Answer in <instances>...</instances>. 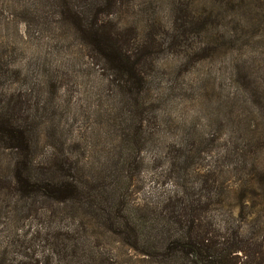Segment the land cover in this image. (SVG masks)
I'll list each match as a JSON object with an SVG mask.
<instances>
[{
    "label": "trees",
    "instance_id": "1",
    "mask_svg": "<svg viewBox=\"0 0 264 264\" xmlns=\"http://www.w3.org/2000/svg\"><path fill=\"white\" fill-rule=\"evenodd\" d=\"M158 10L157 0H0V30L52 18L49 49L79 57L68 80L48 65L33 76L0 38V264H264V0ZM41 78L50 96L68 88L64 124L79 80L101 83L87 91L91 114L116 144L83 148L54 127L42 146L56 113L36 96ZM179 101L213 125L156 130ZM162 147L152 197L134 199L144 151Z\"/></svg>",
    "mask_w": 264,
    "mask_h": 264
},
{
    "label": "rangeland",
    "instance_id": "2",
    "mask_svg": "<svg viewBox=\"0 0 264 264\" xmlns=\"http://www.w3.org/2000/svg\"><path fill=\"white\" fill-rule=\"evenodd\" d=\"M170 2L171 0H157L159 9L158 13L162 19L167 16L165 10L169 6ZM140 9L141 5L134 10L135 12H137ZM31 10H33V8H31ZM141 18H143L141 14L135 16H121V19L132 21L138 19L141 20ZM41 21L42 22H40L39 24L32 21V23H34L32 24V26L21 24L20 26L18 25L17 28L14 26L3 28L0 30V38H3L5 42L9 43V45H12L11 48H17V52L15 54V63H18V66L22 65L21 67L25 68V70L27 68L30 69L34 73L33 74L31 72L33 76H37L41 73L40 71L38 73L35 69L42 68L45 65H48L50 67V70L52 71L49 72L50 75L60 76L59 78L68 80L70 79V75H75L73 72L72 64L77 63L79 57L77 54H75V50H73L72 52H68L67 54H70L66 58L65 56L62 57L61 55H59V53H56V51L50 50L49 48H52L53 44L57 41H53V36L57 32L53 30L52 24H46L44 26L42 25V23L45 21H52V18H48V20L42 19ZM139 23H142V21H139ZM27 27H29L30 30V37H26L28 39L25 40L23 34H25V31L28 29ZM22 38L25 41L22 40ZM62 44H64V42H62ZM63 47L65 46L63 45ZM162 62L167 68V71L175 68L174 62L170 57H165ZM81 80H79V83H82V85L81 87L77 88V90L79 89L81 90V92L78 90L79 93L75 94L74 96L75 100L73 101V103L70 102V107H72L73 110L70 116L71 120L68 124H64V120L62 118V120H60L61 109L59 106H66V100L70 99L69 95H65V91H67L68 88L65 87L64 89H62L61 87V90H64L62 92L64 93V95L56 98L55 96L48 95L46 91H43V89H45V79L41 78L37 81L38 88H36L35 92L37 93L36 96H39L41 105L46 104V107H49L50 110H55L54 112L56 113L53 118L54 122H47L42 128V133H45L43 138L41 139L42 146L48 144L46 142V140H48L46 134L51 133L54 130V127L63 131L65 134L69 131L70 134H72L74 137V143L79 144L83 148H90L99 152L100 148H102L103 146L109 147L116 144V138L112 135L111 129L109 128L110 126L107 127V125H102L101 123V120H105V117H96V115L93 116L91 114L97 111L95 110L97 109L95 107H97L98 104L87 91L94 86L96 87L97 92V90H101L103 88V85L99 82L84 83L83 79ZM110 103L114 106L116 105L117 101H113ZM176 104L177 106L170 113L172 115V120L162 121L161 123H159L160 126L158 129L156 128V130H164V132L168 134L171 132L177 134H186L191 132L194 128H200L205 124L213 125V120L210 116L211 113L209 115L206 110H199L200 108L198 107V109L195 111V109L193 110L189 105L182 104L180 101ZM42 112H44V110H42ZM147 149L148 150L144 151L143 155L144 164L146 166V168L144 169V183H134L136 188L133 187V189H140L138 190L139 192L136 196L134 194V199L138 197L142 200H148L152 197V188L154 187V183L152 182V180L156 179V176H153L152 168L157 163H159V160L160 162L163 161L164 163H166V160H161V158L157 156V154L162 155L165 152L166 148L162 147L159 149V151L155 150V148ZM97 156L105 159L102 154H97ZM162 170L163 171L159 169L158 173H166L167 166ZM122 256L124 257V255Z\"/></svg>",
    "mask_w": 264,
    "mask_h": 264
}]
</instances>
